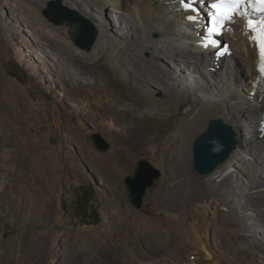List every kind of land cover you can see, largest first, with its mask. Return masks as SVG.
<instances>
[{"label":"rangeland","instance_id":"rangeland-1","mask_svg":"<svg viewBox=\"0 0 264 264\" xmlns=\"http://www.w3.org/2000/svg\"><path fill=\"white\" fill-rule=\"evenodd\" d=\"M14 3H0V264H166L169 258L188 251L176 235L194 225L202 227L201 234L213 245L214 232L219 229L246 247L249 238L223 203L215 214V203L221 201L219 190L206 188L201 179L205 175L193 165L194 140L212 118L197 129L191 143L192 160L186 167L192 179L184 177L185 166L178 163L173 166L177 175L168 176L172 168L165 169L159 162L168 133L159 141L132 131L136 119L155 117L146 112V103L141 109L130 106L131 100L124 98L130 97L128 93L137 98V94L110 72L106 60L92 63L60 44H38L33 28L12 15L17 13ZM115 13L108 11L118 22ZM128 14L129 19L122 16L124 23H134ZM42 15L56 25L44 10ZM68 37L78 47L70 32ZM29 46L40 56L28 51ZM92 49L81 50L90 53ZM220 63L211 72L219 70L217 74L224 78L227 64L235 66L226 58ZM166 64L174 72L183 69L188 87L208 95L202 86L213 76L199 77L194 67H180L176 60H166ZM129 69L137 74L133 67ZM175 74L173 78L178 77ZM106 75L115 83L109 90ZM93 134L107 141L110 149L98 151L91 143ZM130 136L132 140H126ZM141 158L159 168L162 176L147 189L142 207L136 209L130 204L124 179ZM233 184L237 185L234 179ZM207 192L212 197L207 198ZM90 194L98 222L78 212L79 202ZM160 234L173 237L166 251L156 250L160 243L155 239ZM98 241L106 243L105 250L94 247ZM128 241L138 242L137 253L123 247ZM74 246L82 248V255L74 252ZM216 250L215 245L213 252L218 254ZM200 256L206 259L202 250L181 264L197 263Z\"/></svg>","mask_w":264,"mask_h":264},{"label":"bare ground","instance_id":"bare-ground-1","mask_svg":"<svg viewBox=\"0 0 264 264\" xmlns=\"http://www.w3.org/2000/svg\"><path fill=\"white\" fill-rule=\"evenodd\" d=\"M14 1L17 13L12 15L33 28L38 44L47 47L60 44L63 48L71 49L77 57L92 63L106 60L110 72L116 74L120 82L128 86V90L137 94V98L131 93L127 95L130 97L124 98L131 100L130 106L141 109L142 103H146V112L155 114V117L146 115L142 121L136 119L132 131L143 138L159 141L168 133L159 154L160 164L165 169L172 168L168 176L177 175L173 166L178 163L185 166L184 177L192 179L186 167L192 160L191 143L197 129L202 125L204 127L208 118H220L234 127L238 147L225 162L201 179L206 188L211 186L219 190L221 201L215 203V214H219L223 203L229 216L235 219L242 234L250 241L246 247H241L216 229L213 245L207 235L201 234L202 227L194 225L176 235L177 239L184 240L188 251L178 253L172 260L169 258L166 264H181L185 257L189 260L188 257L194 254L201 255L202 250L206 253V259L200 256L194 264H210L213 260H216L214 264H264V136H259L255 129L253 131V126L264 116V79L259 72L258 49L249 39L252 33L245 34L244 20L238 19L232 23L233 30L224 34L225 41L230 43L233 50L230 62L235 67L227 64L228 69L222 78L217 74L219 70L211 72L213 67L217 68V64L221 66L212 55L214 48L201 46V37L198 36L200 28L186 19L189 13L178 10L176 0H61L95 21L99 34L90 53L72 44L68 37L69 26L53 25L42 15L45 4L50 0ZM0 3L7 5L9 0H0ZM201 8L205 10L202 5ZM109 10L116 12L118 22L109 17ZM128 13L134 23H124L122 16L129 19ZM29 47L28 51L39 55L35 48ZM169 59L176 60L180 67L183 64L187 69L194 67L199 77L207 74L213 76V79L207 80V85L204 83L206 86H202L208 95L203 96L189 88L183 69L174 72L166 64ZM201 66L210 69V72L201 70ZM172 73L178 77L173 78ZM106 79L105 87L109 90L115 86L114 79L110 75H106ZM160 92L169 96L160 95ZM172 128L174 131L170 134ZM126 140L130 141L132 137ZM233 179L237 185L233 184ZM206 197L212 196L207 192ZM172 238L171 235L170 238L164 234L157 235L155 242L158 241L160 245L156 250L166 251ZM137 243L128 241L123 247L127 252L132 250L137 253ZM215 245L218 254L213 252ZM98 246L104 250L107 247L103 241H98L94 247ZM81 249L73 247L74 252L80 255Z\"/></svg>","mask_w":264,"mask_h":264},{"label":"water","instance_id":"water-1","mask_svg":"<svg viewBox=\"0 0 264 264\" xmlns=\"http://www.w3.org/2000/svg\"><path fill=\"white\" fill-rule=\"evenodd\" d=\"M44 14L55 24L69 26L71 40L79 48L90 50L96 43L99 31L94 21L68 7L61 0L48 1ZM91 143L102 153L110 149V144L97 134L92 135ZM238 143L236 131L231 124L220 118L211 119L207 128L193 143L195 170L202 175L212 172L230 157ZM161 176V170L148 159L138 160L133 172L124 179L128 199L134 208L142 207L147 189Z\"/></svg>","mask_w":264,"mask_h":264},{"label":"snow or ice","instance_id":"snow-or-ice-1","mask_svg":"<svg viewBox=\"0 0 264 264\" xmlns=\"http://www.w3.org/2000/svg\"><path fill=\"white\" fill-rule=\"evenodd\" d=\"M195 2L196 0H193V3H189L188 0H179L187 13L198 12V9L194 7ZM211 8L214 10L212 26L207 29L210 36L222 35L228 24L235 23L236 17L246 20L245 34L254 33L249 36V39L258 49L259 72L264 79V0H215ZM186 19L193 24L198 22L197 15L188 14ZM228 30L232 31L231 28ZM213 43L217 42L213 41ZM201 46L208 48L210 45L202 43ZM229 52V48L225 46L220 55L229 54Z\"/></svg>","mask_w":264,"mask_h":264},{"label":"trees","instance_id":"trees-1","mask_svg":"<svg viewBox=\"0 0 264 264\" xmlns=\"http://www.w3.org/2000/svg\"><path fill=\"white\" fill-rule=\"evenodd\" d=\"M127 22V21H126ZM88 192L89 193H93L91 188H88ZM91 194L89 196H85L82 199V202H79L78 204V212L79 215H81V217H89V218H96L95 221H99L98 218V213H97V208L93 205V201L92 198L90 197Z\"/></svg>","mask_w":264,"mask_h":264}]
</instances>
